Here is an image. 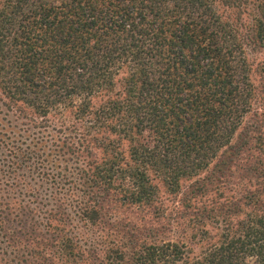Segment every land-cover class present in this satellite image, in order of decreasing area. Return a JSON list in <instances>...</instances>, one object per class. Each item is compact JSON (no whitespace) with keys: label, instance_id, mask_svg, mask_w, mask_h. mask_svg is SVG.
Returning a JSON list of instances; mask_svg holds the SVG:
<instances>
[{"label":"trees","instance_id":"16d2710c","mask_svg":"<svg viewBox=\"0 0 264 264\" xmlns=\"http://www.w3.org/2000/svg\"><path fill=\"white\" fill-rule=\"evenodd\" d=\"M215 1L0 0V264H264V0Z\"/></svg>","mask_w":264,"mask_h":264},{"label":"rangeland","instance_id":"374dc122","mask_svg":"<svg viewBox=\"0 0 264 264\" xmlns=\"http://www.w3.org/2000/svg\"><path fill=\"white\" fill-rule=\"evenodd\" d=\"M215 4H216V7H217V9H218V11L220 12V14L225 18V17H229V16H231V14H232V10L230 9V8H228L227 6H225L222 2H220L219 0H216L215 1ZM264 51V50H263ZM264 56L262 53H255L254 54V56H255V58H256V60H259V58H258V56ZM263 74L261 75V74H259V72L258 73H253V77H254V79H255V82L257 83V82H259L260 81V84H261V86H263V89H264V80H263ZM258 106L259 105H255V108H254V110H252L246 117H245V120H244V122H245V124H244V126H246L247 125V127L249 126V125H251V124H254L255 125V123H256V121L258 120V119H260V118H263V126H264V114H259L255 109H257L258 108ZM258 113V114H257ZM260 113H264V112H262V111H260ZM192 179H194V178H191V179H184L183 180V183L184 184H188L189 183V181H191ZM159 188H160V194H162V196L163 197H172V195L171 194H169L168 192H167V188H166V186H165V184H163L162 182H159ZM127 214L129 215V216H131V217H134V218H138V217H140V216H142V215H144V213L143 212H141V209L140 208H133V209H129V210H127Z\"/></svg>","mask_w":264,"mask_h":264}]
</instances>
